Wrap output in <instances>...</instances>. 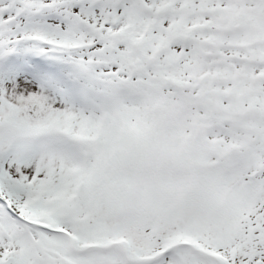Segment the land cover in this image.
<instances>
[{"label": "snow or ice", "instance_id": "snow-or-ice-1", "mask_svg": "<svg viewBox=\"0 0 264 264\" xmlns=\"http://www.w3.org/2000/svg\"><path fill=\"white\" fill-rule=\"evenodd\" d=\"M0 264H264V0H0Z\"/></svg>", "mask_w": 264, "mask_h": 264}]
</instances>
